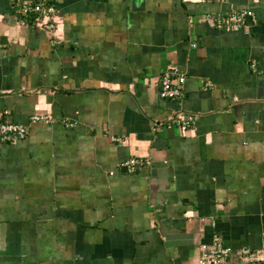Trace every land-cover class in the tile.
Wrapping results in <instances>:
<instances>
[{"label": "crops", "instance_id": "crops-1", "mask_svg": "<svg viewBox=\"0 0 264 264\" xmlns=\"http://www.w3.org/2000/svg\"><path fill=\"white\" fill-rule=\"evenodd\" d=\"M53 2L52 33L0 0V121L28 125L0 144V264H200L216 239L244 264L264 241V0Z\"/></svg>", "mask_w": 264, "mask_h": 264}, {"label": "built area", "instance_id": "built-area-1", "mask_svg": "<svg viewBox=\"0 0 264 264\" xmlns=\"http://www.w3.org/2000/svg\"><path fill=\"white\" fill-rule=\"evenodd\" d=\"M22 14L21 23L28 22V16L39 12L41 15L37 18L38 24L44 26L53 33L56 27V14L58 12L53 0H17ZM247 16L254 17V13L248 9L235 11L228 15H220L217 18V26L226 29H238L244 24ZM173 79L170 73H166L162 79L160 96L163 99H180L184 96L185 75H180ZM31 122H50L52 117L47 114H34L30 117ZM192 114H178L173 120L174 123L182 127H188L193 122ZM28 134V125L16 121L0 122V144L23 139ZM141 158H128L124 160L123 166L130 172H136L145 164ZM232 247L224 245L219 239H216L211 245H203L202 253L199 259L200 264H224L232 254ZM241 257L244 264H264V241L259 250L254 251L249 247L241 248Z\"/></svg>", "mask_w": 264, "mask_h": 264}, {"label": "trees", "instance_id": "trees-1", "mask_svg": "<svg viewBox=\"0 0 264 264\" xmlns=\"http://www.w3.org/2000/svg\"><path fill=\"white\" fill-rule=\"evenodd\" d=\"M14 4H15V7L17 8V11L19 12L20 14V18H22V14L20 12V5L18 3L17 0H13ZM41 14L39 12H35V13H32L31 15L28 16V24H33V25H36L38 24V21L37 18L40 16ZM5 121H9V119H3L2 121L0 122H5Z\"/></svg>", "mask_w": 264, "mask_h": 264}, {"label": "water", "instance_id": "water-1", "mask_svg": "<svg viewBox=\"0 0 264 264\" xmlns=\"http://www.w3.org/2000/svg\"><path fill=\"white\" fill-rule=\"evenodd\" d=\"M251 19H252L251 17L248 18L249 21H251Z\"/></svg>", "mask_w": 264, "mask_h": 264}]
</instances>
